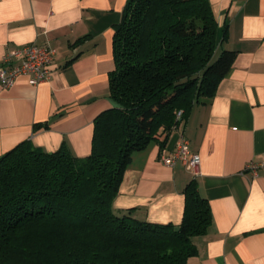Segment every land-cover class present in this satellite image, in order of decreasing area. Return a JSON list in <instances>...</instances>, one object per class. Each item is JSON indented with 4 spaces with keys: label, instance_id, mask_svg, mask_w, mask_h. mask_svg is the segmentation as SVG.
<instances>
[{
    "label": "crops",
    "instance_id": "crops-1",
    "mask_svg": "<svg viewBox=\"0 0 264 264\" xmlns=\"http://www.w3.org/2000/svg\"><path fill=\"white\" fill-rule=\"evenodd\" d=\"M127 1L0 0V61L32 43L57 50L48 81L33 85L21 75L8 89L0 84V158L24 141L47 153L66 145L79 158L91 154L94 120L113 107L114 27ZM209 1L219 27H228L219 52L237 56L215 96L197 104L179 130L201 157L196 178L213 216L207 234L193 238L198 253L189 264H264V172H245L264 158V0ZM161 154L153 142L133 155L116 213L134 209L144 221L181 224L194 176L182 163L166 166Z\"/></svg>",
    "mask_w": 264,
    "mask_h": 264
},
{
    "label": "trees",
    "instance_id": "trees-1",
    "mask_svg": "<svg viewBox=\"0 0 264 264\" xmlns=\"http://www.w3.org/2000/svg\"><path fill=\"white\" fill-rule=\"evenodd\" d=\"M227 37L209 0H128L114 27L113 107L94 120L91 154L24 141L0 158V264H189L193 238L213 223L196 177L179 225L138 219L134 209L119 215L113 204L133 155L153 142L163 151L215 96L237 56L219 52Z\"/></svg>",
    "mask_w": 264,
    "mask_h": 264
},
{
    "label": "built area",
    "instance_id": "built-area-1",
    "mask_svg": "<svg viewBox=\"0 0 264 264\" xmlns=\"http://www.w3.org/2000/svg\"><path fill=\"white\" fill-rule=\"evenodd\" d=\"M56 56L57 50L49 44L32 43L12 49L0 61V84L8 89L21 75L29 76L33 85L46 82L51 77V66ZM182 114V111L177 114V120L180 123L183 121ZM180 127L176 128L175 131L179 132ZM161 159L169 167L182 163L194 177L200 173L201 157L199 154L191 152L190 143L183 133L179 132V138L170 154L166 149L162 151ZM245 172L254 177L264 172V158L261 161L250 162L245 167Z\"/></svg>",
    "mask_w": 264,
    "mask_h": 264
},
{
    "label": "rangeland",
    "instance_id": "rangeland-1",
    "mask_svg": "<svg viewBox=\"0 0 264 264\" xmlns=\"http://www.w3.org/2000/svg\"><path fill=\"white\" fill-rule=\"evenodd\" d=\"M219 55V54H218Z\"/></svg>",
    "mask_w": 264,
    "mask_h": 264
}]
</instances>
